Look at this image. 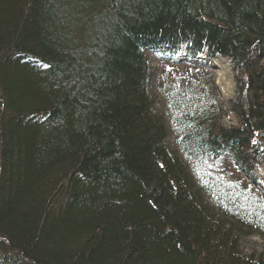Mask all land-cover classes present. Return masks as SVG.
<instances>
[{
  "label": "trees",
  "instance_id": "trees-1",
  "mask_svg": "<svg viewBox=\"0 0 264 264\" xmlns=\"http://www.w3.org/2000/svg\"><path fill=\"white\" fill-rule=\"evenodd\" d=\"M258 168L264 0H0V264H264Z\"/></svg>",
  "mask_w": 264,
  "mask_h": 264
},
{
  "label": "rangeland",
  "instance_id": "rangeland-1",
  "mask_svg": "<svg viewBox=\"0 0 264 264\" xmlns=\"http://www.w3.org/2000/svg\"><path fill=\"white\" fill-rule=\"evenodd\" d=\"M217 58H215L212 61V66L214 68V74H215V84L218 90V94H219V103L220 106H222V108L228 109L230 107L231 102L236 99V92H237V84H236V77L238 75V72H233L231 69V65H229V69H230V75H231V79H230V83L232 84V94H226L223 92V90L221 89V80L220 77L217 73V70L214 66V61ZM157 63V62H156ZM155 62L153 63V65L155 66V81L152 85V94L156 97L157 100V104H156V111L158 113H162V93H161V78L166 75H168L169 73H165V70H174L172 67H170V65H165V64H156ZM172 68V69H171ZM175 68V67H174ZM171 76L169 75L168 78H170ZM160 86V87H159ZM163 92V91H162ZM161 93V94H160ZM233 119V115H231V113H227L226 111H224V113L222 114V124L225 125H231L233 123L232 121ZM168 144L174 148V141L170 138L168 139ZM260 174L264 175V171L260 172ZM261 184L264 185V181L261 180ZM261 185V186H262ZM244 250H246L247 252H251V251H257V252H264V239L258 236H254L251 237L247 240L244 241L243 244Z\"/></svg>",
  "mask_w": 264,
  "mask_h": 264
},
{
  "label": "bare ground",
  "instance_id": "bare-ground-1",
  "mask_svg": "<svg viewBox=\"0 0 264 264\" xmlns=\"http://www.w3.org/2000/svg\"><path fill=\"white\" fill-rule=\"evenodd\" d=\"M207 52L208 51L206 49H204L203 51L199 52L198 58L189 59L190 54L188 53V46L186 45L183 48H181V50L179 51L178 55H176V57H177V59H179L181 61H185L186 58H188V60L192 63L202 64V62H206V65L212 71H214V68H213L211 63L215 58H217L214 61V66H215L217 73H218L220 80H221V89L223 90L224 93L231 95L232 90H233L232 84L230 83L231 75H230L229 65H231V62L228 59L222 58L220 56L215 57L210 62L209 61H203L202 59L207 58ZM149 58H150V63L152 65V67H155L153 65L154 62L155 63L157 62L156 64H164L162 61L163 58L160 55H152ZM232 121H233V123L231 125H233L235 123L234 117H233ZM228 126H230V125H228ZM167 143H168V140H167ZM262 171H264V168H258L257 170L254 171V175L257 178H259L262 175V174H260V172H262Z\"/></svg>",
  "mask_w": 264,
  "mask_h": 264
}]
</instances>
